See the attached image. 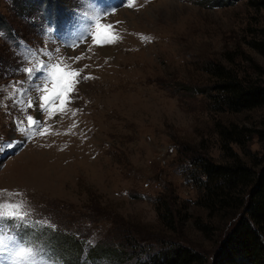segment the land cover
<instances>
[{
	"label": "rangeland",
	"instance_id": "obj_1",
	"mask_svg": "<svg viewBox=\"0 0 264 264\" xmlns=\"http://www.w3.org/2000/svg\"><path fill=\"white\" fill-rule=\"evenodd\" d=\"M223 1L60 0L96 7L91 33L107 19L89 42L43 28L41 0H0V264H152L179 235L213 246L192 159L227 157L218 125L264 129V108L221 111L212 73L264 81V0ZM233 149L262 154L256 137Z\"/></svg>",
	"mask_w": 264,
	"mask_h": 264
},
{
	"label": "trees",
	"instance_id": "obj_2",
	"mask_svg": "<svg viewBox=\"0 0 264 264\" xmlns=\"http://www.w3.org/2000/svg\"><path fill=\"white\" fill-rule=\"evenodd\" d=\"M59 1L41 0L45 7L40 10L49 16L57 7L65 9ZM213 69L219 83L216 99L221 111L240 113L264 108V81H243L222 66ZM218 135L227 157L216 162L202 155L192 159L190 168V177L201 191L196 205L216 217L214 225L204 226L215 237L213 246L204 248L184 235L171 237L162 244L166 250L151 254L152 264H264V129L218 125ZM254 137L261 144L262 154H251L246 162L233 148L246 147ZM168 211L170 217L175 216L172 209ZM128 246L131 251L140 249L137 239ZM104 253L108 249L97 247L93 255L97 258Z\"/></svg>",
	"mask_w": 264,
	"mask_h": 264
},
{
	"label": "snow or ice",
	"instance_id": "obj_3",
	"mask_svg": "<svg viewBox=\"0 0 264 264\" xmlns=\"http://www.w3.org/2000/svg\"><path fill=\"white\" fill-rule=\"evenodd\" d=\"M130 6V5H129ZM30 71V70H29ZM45 99H47V97H45ZM29 119H32L31 117H29Z\"/></svg>",
	"mask_w": 264,
	"mask_h": 264
},
{
	"label": "bare ground",
	"instance_id": "obj_4",
	"mask_svg": "<svg viewBox=\"0 0 264 264\" xmlns=\"http://www.w3.org/2000/svg\"><path fill=\"white\" fill-rule=\"evenodd\" d=\"M7 264H10L9 262Z\"/></svg>",
	"mask_w": 264,
	"mask_h": 264
}]
</instances>
